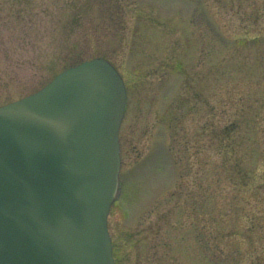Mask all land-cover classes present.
<instances>
[{"label":"rangeland","instance_id":"obj_1","mask_svg":"<svg viewBox=\"0 0 264 264\" xmlns=\"http://www.w3.org/2000/svg\"><path fill=\"white\" fill-rule=\"evenodd\" d=\"M112 6L0 0V105L109 59L128 91L116 264H264V0Z\"/></svg>","mask_w":264,"mask_h":264},{"label":"water","instance_id":"obj_2","mask_svg":"<svg viewBox=\"0 0 264 264\" xmlns=\"http://www.w3.org/2000/svg\"><path fill=\"white\" fill-rule=\"evenodd\" d=\"M127 90L106 59L0 107V264H115Z\"/></svg>","mask_w":264,"mask_h":264},{"label":"trees","instance_id":"obj_3","mask_svg":"<svg viewBox=\"0 0 264 264\" xmlns=\"http://www.w3.org/2000/svg\"><path fill=\"white\" fill-rule=\"evenodd\" d=\"M101 2H102V5H103V6H109L108 9L112 10V7H113V6H112V5H113V0H101ZM18 20H20V19L18 18ZM22 21H23V20H20L19 23H24L23 25H22V24H19V23H18V24H19V26L22 25V26H21V27H22V28H21V32H22V33H21V38H22V39H25V38H27L28 33H25V32H24V30H25L24 26H25V24H26V26H27L29 22H28V21H24V22H22ZM23 43H24V41H22V40L20 39V41H19V43H18V48L21 47L20 45L23 44ZM5 49H6V50H10L9 48L4 47V49L1 50V53H5V52H6ZM233 125H234V124H233Z\"/></svg>","mask_w":264,"mask_h":264}]
</instances>
